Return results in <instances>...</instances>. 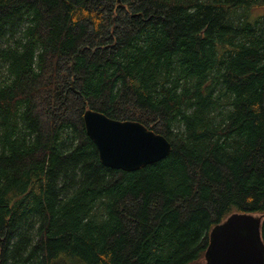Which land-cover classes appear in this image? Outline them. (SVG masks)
Listing matches in <instances>:
<instances>
[{
	"label": "trees",
	"instance_id": "16d2710c",
	"mask_svg": "<svg viewBox=\"0 0 264 264\" xmlns=\"http://www.w3.org/2000/svg\"><path fill=\"white\" fill-rule=\"evenodd\" d=\"M170 144L103 165L83 112ZM261 215L264 0H0V264H205Z\"/></svg>",
	"mask_w": 264,
	"mask_h": 264
},
{
	"label": "water",
	"instance_id": "95a60500",
	"mask_svg": "<svg viewBox=\"0 0 264 264\" xmlns=\"http://www.w3.org/2000/svg\"><path fill=\"white\" fill-rule=\"evenodd\" d=\"M82 118L101 163L107 167L132 171L169 153L167 139L138 121L109 118L91 108L83 112ZM261 218L233 213L214 226L204 255L205 264H264Z\"/></svg>",
	"mask_w": 264,
	"mask_h": 264
},
{
	"label": "rangeland",
	"instance_id": "374dc122",
	"mask_svg": "<svg viewBox=\"0 0 264 264\" xmlns=\"http://www.w3.org/2000/svg\"><path fill=\"white\" fill-rule=\"evenodd\" d=\"M254 215H255V216H258V217L261 216V215H258V214H254ZM261 217H262V216H261Z\"/></svg>",
	"mask_w": 264,
	"mask_h": 264
}]
</instances>
